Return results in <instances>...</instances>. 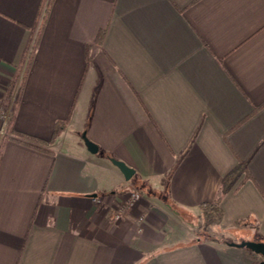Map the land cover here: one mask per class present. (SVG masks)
Segmentation results:
<instances>
[{"label": "crops", "instance_id": "0c3cea01", "mask_svg": "<svg viewBox=\"0 0 264 264\" xmlns=\"http://www.w3.org/2000/svg\"><path fill=\"white\" fill-rule=\"evenodd\" d=\"M23 74L0 264L263 263L230 242L264 241V0H0V109ZM240 162L222 225L249 234L191 238L182 216L203 219Z\"/></svg>", "mask_w": 264, "mask_h": 264}, {"label": "trees", "instance_id": "16d2710c", "mask_svg": "<svg viewBox=\"0 0 264 264\" xmlns=\"http://www.w3.org/2000/svg\"><path fill=\"white\" fill-rule=\"evenodd\" d=\"M103 35H104V31H101L98 35V41L102 40ZM36 42H37V37L34 41L32 49H31L29 59L33 55ZM23 81H24V74L22 76L19 88L17 90L16 97L12 102V94H14V92L16 90L17 82H18V77L14 76L12 79V82H11L7 92H6V95L3 98L2 104H3L4 108L9 107V105L11 104L10 105L11 106V117H10L8 126L6 128V131H5L4 135L2 136V138L0 139V155L4 149L6 141L10 138L9 134L11 132H13L12 131V122H13V117H14L16 110H17V107H18V102H19V98H20V92H21V87H22ZM64 124H65V122H63V123L59 122L56 125V129L54 132V139L61 133V131L63 130ZM14 139L20 140V141L27 143L29 145H32L34 147H40L39 143H44L42 140H40L38 138L23 135V134H18V133H17L16 137L14 136ZM246 170H247V165L244 162H240L234 169H232L223 178L221 195L212 202L202 204L201 207L203 210L205 229L208 228L209 226H212V225H222L223 224V222H224V211L221 207L222 197L224 194H226L232 188V186L237 181V179ZM242 223H244L243 220L236 221V225H240ZM212 238H214V237H212ZM219 239L224 240L223 238H219Z\"/></svg>", "mask_w": 264, "mask_h": 264}, {"label": "rangeland", "instance_id": "374dc122", "mask_svg": "<svg viewBox=\"0 0 264 264\" xmlns=\"http://www.w3.org/2000/svg\"><path fill=\"white\" fill-rule=\"evenodd\" d=\"M17 77H18V75H17ZM18 82H17V84H18ZM17 90H18V88H17ZM16 94H17V91H15L14 94H12V99L13 100L15 99ZM13 100H12V102H13ZM10 105H9V107H6V108H4L3 104L1 106V109H0V128L2 126V118H1V115H2V113L4 111H6V112L7 111H10L11 112V106ZM8 123H9V119L6 121L5 128H4V133L6 131V128L8 126ZM4 133L3 134H0V139L2 138V136L4 135ZM132 190H136V191L141 192L136 186H133L130 189H127V191L125 192L126 193L125 194L126 201L128 200L129 194H130V192ZM141 194H142V192H141ZM141 200H143V194H142V197L139 199L138 203ZM182 217H184V219H189L190 220V232L189 233H190L191 238H193L196 235H201V236L202 235H205L207 237H214V238L218 237V238H223V239H226V240H230V239H243V236H241V235H245V232H246L247 235L249 234L248 233L249 231L248 232L245 231L247 229L238 231V230H234L235 227L232 228V229H229V228H225L224 225H212V226H209L208 228L205 229V227H204V218L203 219L202 218L199 219L198 217L197 218L196 217L188 218V216L185 215V214ZM195 229H197V230H195ZM242 233H244V234H242Z\"/></svg>", "mask_w": 264, "mask_h": 264}, {"label": "water", "instance_id": "95a60500", "mask_svg": "<svg viewBox=\"0 0 264 264\" xmlns=\"http://www.w3.org/2000/svg\"><path fill=\"white\" fill-rule=\"evenodd\" d=\"M82 137L89 149L92 153H97L99 151V146L94 141H92L88 136L86 132H83ZM111 161L114 165H116L121 172L124 174L125 178L127 180H130L134 174L135 169L131 166H129L126 162L123 160L111 157ZM231 245L238 246V247H246L251 249L252 251L261 254L264 257V241H255V240H242L240 242H230ZM264 264V261L263 263Z\"/></svg>", "mask_w": 264, "mask_h": 264}, {"label": "built area", "instance_id": "2783aa9c", "mask_svg": "<svg viewBox=\"0 0 264 264\" xmlns=\"http://www.w3.org/2000/svg\"><path fill=\"white\" fill-rule=\"evenodd\" d=\"M10 117H11V112L10 111H4L1 115V118H2V126L0 128V134H3L4 133V128H5V124H6V121L9 119L10 120ZM4 124V125H3ZM142 197V194L141 192L139 191H136V190H132L129 194V198L127 200V206L128 208H135L139 199ZM117 218L120 217V214H117L116 215Z\"/></svg>", "mask_w": 264, "mask_h": 264}]
</instances>
